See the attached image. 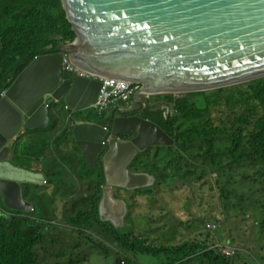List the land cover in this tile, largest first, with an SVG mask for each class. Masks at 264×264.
Returning <instances> with one entry per match:
<instances>
[{
    "label": "water",
    "instance_id": "95a60500",
    "mask_svg": "<svg viewBox=\"0 0 264 264\" xmlns=\"http://www.w3.org/2000/svg\"><path fill=\"white\" fill-rule=\"evenodd\" d=\"M63 4L75 40L36 56L0 99V194L11 209L31 210L21 183H43L45 177L10 161V141L22 129L49 126L46 94L65 99L71 115L92 106L103 85L84 77L65 79L63 52L86 71L129 79L154 93L205 90L264 77V0H63ZM71 120L77 142L96 163L107 132L102 125L108 126L110 119L80 124ZM120 134L133 137L118 141ZM174 142L153 121L117 117L104 157L110 184L105 200L120 187L150 183L149 173L132 172L128 166L145 148Z\"/></svg>",
    "mask_w": 264,
    "mask_h": 264
},
{
    "label": "rangeland",
    "instance_id": "374dc122",
    "mask_svg": "<svg viewBox=\"0 0 264 264\" xmlns=\"http://www.w3.org/2000/svg\"><path fill=\"white\" fill-rule=\"evenodd\" d=\"M20 1L22 0H0L2 15H6L4 13L5 8L17 5ZM6 17L8 18L7 15ZM3 20L9 19L3 18ZM46 31L45 35L50 34L49 30ZM10 56V54H0V71L7 67ZM218 88L222 87L206 89V91H209V116L217 124L220 132L209 140L198 143L194 141L190 147L184 149L176 146L171 147V149H162L156 158L154 155L158 148L151 147L141 154L136 164L139 170L152 173L161 169L160 174H169L170 179L175 178L172 184L176 186H167L162 189L158 187L155 191L145 190L141 195L137 190L126 191L128 202L133 201L135 206L137 205L135 209L140 213L133 216V221H127L129 225L118 227V230L133 231L131 226H134L137 228L136 235L147 236L154 244H157L158 240H162L161 246L179 245L185 240L182 236H188V239H192L200 235L199 243L202 244L210 243L211 238L214 237L212 246L216 243V245L223 247L225 242H229L228 244L233 246L217 249V251L229 255L233 263L264 264V160L261 156H257L255 159L248 158L238 161L234 160L232 154L235 152L239 156L242 153L249 154L252 152V136L256 131L257 120L264 113V102L262 100L247 101L243 105H239L236 98L228 96L227 93L221 92ZM170 96L171 99L158 100L156 106L163 109L165 105L166 114L174 117L177 113L175 107L185 98V93L176 92ZM47 97L49 98L50 95ZM60 106H53L51 113H54L57 121H63L67 127L68 118L66 112H63L66 108L64 105L61 108ZM86 114L93 119L99 118L94 109L79 110L76 112L75 118H84ZM241 115H246L250 123L242 129L240 140L234 143V133L239 129V126H233L230 124V120H236ZM65 134H68L66 137L68 143V138L73 137L70 127L69 132L63 135L65 136ZM26 137L28 145L26 144L25 150H23L21 148L23 142L20 143L21 158L18 160L25 167L37 168L41 167L39 159L47 158L44 159L42 166H50L53 159L48 158L45 154L46 145L36 142V137L32 136L31 133H27ZM48 145H50V141H48ZM74 145L76 146L75 142ZM68 146L70 147L69 144ZM77 151L75 150L76 153ZM59 152H61L60 156L64 152L70 156L67 149L60 148ZM167 168L168 170L164 171ZM41 186V184L27 185V196L30 195L31 197L29 193H32L35 200L39 198L41 190L51 189L49 185L47 187ZM149 192L155 193L157 197L152 204ZM2 198L3 196L0 194L1 201H3ZM139 198L145 201L144 206H140L138 203ZM154 199L152 198V200ZM49 203H51L50 199ZM3 204L5 205L4 201ZM80 204L82 205V203ZM34 205L38 209L40 202H35ZM45 207L51 208L46 200L45 205L40 207L41 211ZM4 210L1 204L0 214L4 217H0V229L10 231L20 228L33 233L36 232L35 223H37L39 230H43L54 225H49V222L58 220L50 216L43 217L42 222L35 220L32 217L37 215L36 209L13 218L5 214ZM148 211H161L160 217L155 215L158 216V227L150 226L156 219L150 222L149 216H147L149 214H145ZM165 214H170L174 220L177 214L179 217H185V221L188 222L187 233L179 231L180 236L172 231L174 227L171 225L167 227L170 230L164 232L165 228L161 227L159 222ZM162 223L170 224L171 219L168 218L166 222L163 221ZM81 226L84 228L85 223L81 225L77 221H70L68 222L70 232L65 228L57 230L55 227L49 231L50 236L46 239L42 234L43 242L37 247L39 261L41 263L73 261L74 264H122L121 261L125 260L124 255L121 256L119 253L122 246L107 231L101 230L94 224L92 232L85 229L79 234L77 227ZM94 235L99 241L96 244L92 242L93 238L87 239V237ZM204 253L205 251L202 250L188 252L182 254L180 259L175 256L173 264H213ZM135 263L138 262L135 261L132 264ZM140 264H159V260L157 257L148 255L142 257Z\"/></svg>",
    "mask_w": 264,
    "mask_h": 264
},
{
    "label": "trees",
    "instance_id": "16d2710c",
    "mask_svg": "<svg viewBox=\"0 0 264 264\" xmlns=\"http://www.w3.org/2000/svg\"><path fill=\"white\" fill-rule=\"evenodd\" d=\"M4 13L8 18L6 15L3 16L0 11V54H10L11 56L7 67L0 71V89L10 86L37 55L72 42L77 36L73 24L68 20L63 0H22L17 5L5 8ZM3 18L9 20H3ZM46 30H49L50 34L45 35ZM218 90L236 98L239 105H243L247 101L257 102L262 100L264 102V77L218 88ZM208 92L206 90L184 92L185 98L180 104L177 103V113L174 117H165L163 110H147L144 112V116L156 120L176 139L174 146L181 149L190 147L194 141L198 143L209 140L219 133L220 129L209 116ZM253 111H256V109H253ZM249 123L250 120L246 115H241L236 120H230V124L239 126V129L234 133V143L240 140L242 129L246 128ZM253 134L252 152L249 154L242 153L239 156L233 152L234 160L255 159L257 156H261L264 160V113L257 120L256 131ZM171 147L173 146H158L155 156L157 157L162 149H171ZM99 177L101 182L105 181L103 167L99 170ZM158 178L166 187L174 183V181L167 183L171 178L169 174L158 173ZM173 179L175 178L172 177ZM173 186L176 185L173 184ZM119 195L121 196L122 192H119ZM99 197L100 193L94 195V209L91 213H79L81 216H87L88 219L94 220L98 226L103 223H100L97 215ZM136 206L132 202L131 207L139 212L135 209ZM147 216H149L151 222L156 219L150 226L158 227V216H155V213ZM162 222V220L159 222L161 227L167 228L170 226ZM113 228L112 224L106 223V229L112 230L108 234L122 246L123 253L121 256L124 255L127 264H132L135 261L142 263V257L148 255L157 257L159 264H173L176 257L180 259L182 254L201 250L205 251L204 255H207L213 264H235L229 255L217 251L220 247H212L214 237L211 238L210 243L205 244L199 243L200 235H198L192 239H185L179 245L161 246L162 240H158V243L154 244L149 237L141 234L136 235V229L133 227V231L128 232L122 229L116 231ZM41 238V235L40 237L30 236L21 229L12 231L0 229V264H74L73 261L41 263L36 251L38 242L42 241Z\"/></svg>",
    "mask_w": 264,
    "mask_h": 264
},
{
    "label": "clouds",
    "instance_id": "9594fccd",
    "mask_svg": "<svg viewBox=\"0 0 264 264\" xmlns=\"http://www.w3.org/2000/svg\"><path fill=\"white\" fill-rule=\"evenodd\" d=\"M69 43H71V42H68L66 44H69ZM54 50L45 51V52H52ZM39 55H41V54H39ZM66 58L70 59L69 56L66 54V52H63L62 53V71L64 73L65 79L70 78V79H73L75 81L77 78L84 77V78H88L90 80H100L103 83L102 88L100 90V93L98 95L97 101L92 106H90V107H87V108H84V109H80V110H83V111L85 109H94L96 111V114L99 116V118L98 119H93L88 114H86V116L84 118H75V114L79 110H75L70 115L67 112L68 105L65 102V99H55L52 96V94H46L45 95V101L44 102L49 107V113H50V123H49V126L46 127V128H44V129H38V130H28V131H26V130L22 129L19 134H21L22 132H24V133H31V132L43 131V130L48 129L50 127V124H51V118L57 120L56 117L54 116V113L53 114L51 113V109L53 108V106H57V105L60 106L61 105L60 106V108H61L64 105L66 109L63 110V112L64 113L66 112L65 114L67 115V118H68V126L67 127L68 128L69 127L71 128V131H72V134H73V137H69L68 138V144L74 150H77L78 149V151L79 150H82L83 151L84 156L86 158L85 163L86 164L90 163L92 165V169H93L94 173H97V178H99V179H97V183L95 181H93V193L91 195V202L86 201V200H83L82 202H85L86 203V207H82L81 209H78L77 207H74L73 208L74 210L72 209L71 213H69L67 215V223L70 222V221H74V222L77 221L81 225L83 223H85V227L84 228H82V226L81 227H77V229L79 230V234L81 232H83L85 229L88 230V231H90V232H92L93 229H94V224H95V226L97 225L96 222L94 220L88 219L87 216L84 217V216L79 215V213H81V212H84V213H87V214L88 213H91L93 211V209H94L93 208L94 207V205H93V197H94L95 194L100 193V197H99V200H98V206H97V215L99 216L100 223L101 222H103V223L100 226H98V225L97 226L101 230L107 231L109 233L112 230H110V229L107 230L106 229V223H110V224L113 225V227H114L113 229L116 230V231H118V227H124L125 225L128 224L127 221H129V220H132L133 221V216L139 215V212H136L131 207L133 201L128 202V199L126 197V191L132 192V191L137 190L139 192V195H141V193L145 192V190L146 191H148V190L149 191L150 190L155 191V189L158 188V187H160L161 189L163 187H166V185L162 184L163 182H161L159 180V178H158V173H160V170L161 169H159L158 172H152V173L147 172V171H141V170L138 169V167H137L136 164H137V162L139 160V156L141 154H143L146 150H149L151 147L158 148V146H174L175 143H176V139L168 132L175 139V142H174L173 145L160 144V145L149 146V147L145 148L144 150H142L141 153L139 155H137L134 158V160H132L131 164L128 166V169L130 171H132V172H147V173H149L151 175L150 183H148L147 185H144V186L135 188V189H127V188H124V187H120V188H118L115 191L112 199L105 200V193H104V191H105L106 188H109L110 184H109L108 179H107V174H106L107 172H106L104 157H105L106 153L110 149V141L112 139V127H113L114 121H115V119L117 117L140 116V117H143L146 120L153 121L154 123H157L158 125H160L156 120L145 117L144 116V112L147 111V110H150V111L163 110L165 117H169V116L172 117V115H167L166 114V107L164 105L166 103L163 104L164 105L163 106V109L162 108H159V107L157 108V106H156L157 101L158 100H168V99H171V96L170 95L172 93H176V92H187V91L160 92V93H154L153 92L154 94L152 95V94L148 93V91H146V89H145V86L142 85V84H140V83H137L135 81H132V80H129V79H125V78H120V77H115V76L114 77L113 76H102V75H99V74H96V73H92V72L86 71V70L78 67L72 61L71 62L75 65V67H76L77 70H70L67 67V64L65 62ZM18 76H17V78H18ZM109 79H117L116 81H120L121 83H123L126 86H128V85L131 84L133 89H131V90L130 89L129 90L127 89L128 94H127L126 97L114 98L107 105H105V106H103V107L100 108L99 106H97V103H98L99 97H100V95L102 93V90L105 88L106 81L109 80ZM257 79H259V78H257ZM15 80L12 82V84L15 82ZM241 83H243V82H241ZM10 86L3 87L2 89H0V99L6 94L7 90L10 88ZM228 86H231V85H228ZM224 87H226V86H224ZM3 89H5V91H3ZM120 94H122V92ZM49 95H50V97L48 98L47 96H49ZM142 100H144L146 102V105L145 106L141 102ZM175 109H176V107H175ZM72 118L75 120V122H74L75 124L87 123V122L96 123V122H98V121H100L102 119H105V118H109L110 119V123H109L108 126L106 124L105 125H102V127H104V128L107 129V132H106V137H105V140H104V147L98 153V156L96 157V159H97L96 163H93V160H89L87 158V156H86L87 154L85 153L83 147L81 146L80 143L77 142V140L75 138V135H74L75 125L74 124H71V122H72L71 119ZM66 132H69V131L68 130H63L62 131V134H61L62 140H61L60 135L57 136L56 138H54V137L51 136L50 139H49V141H50V145L49 146H51V148H58L60 141H61V143H62L63 140L67 141L66 140V137L68 136V134H65V136L63 135ZM19 134L13 140H11L10 143L8 144V146L11 148V156H12V158L15 155V153L17 152L16 140L20 137ZM132 137H133V134H120L117 137V139H118V141L119 140L120 141H129V140L132 139ZM36 142H38V141H36ZM74 142H75L76 146L74 145ZM89 142L90 143H93L91 140ZM24 143L27 144V142H24ZM42 143H44V140H42ZM29 145H32V143H29ZM46 148H48L47 145L45 146V153L47 155L48 152H47ZM62 148H64V146ZM23 150H25V147L23 148ZM59 151H60V149H59ZM155 155H154V158H156ZM36 159L38 160V158H36ZM10 161L12 162L11 159H10ZM12 163H14V162H12ZM14 165L20 166V167H24V168L30 169L32 171H35V172L42 173L44 175V177H45V181L43 183H21V185H22L23 198L26 201H28V202H30L32 204V209L31 210H28V211H19V210L11 209V208L5 206L3 204V201H1V199H0V205L3 204L6 207L5 208L2 205L4 207V209H5L3 212L5 214H8L10 216V218H13L14 216H19L20 217V216H22L21 214H24V212L33 211V210L36 209V212L35 213L37 215L36 216H33L32 218H35V220H37V221H41L42 220L41 218L42 217H47L48 215H46V214L49 213V212H47L44 208L41 211V208H40L41 205L39 206L38 209L35 207L34 203L35 202H41V199L36 198L34 200V198L32 197V193H29V194H31V197H30V195L27 196V192H28L27 185H30V184H41L42 185L41 187H43L44 184L47 183L46 174L42 170L35 169V167L28 168V167L23 166L20 163L19 164H15L14 163ZM101 167H103L104 176H105V181H103V182L100 181V177H99V170H100ZM165 170L167 171L168 168L165 169ZM93 178H96V177L94 176ZM158 180H159V182H158ZM173 180L170 179V180H168L167 183H170ZM159 183L161 185H157ZM25 186H26V188H25ZM169 186H173V184H171ZM120 190H123V192H122V195L121 196L120 195L118 196V193L120 192ZM41 192H43V190H41ZM41 192H40V195H41ZM149 194H150V197H151V204H152V202H155L156 201L157 197H156L155 193H153V192H149ZM152 196L155 197L154 200H152V198H153ZM144 197H146V196H144ZM2 200H3V198H2ZM118 201L124 202V204H122V203H120ZM144 202L145 201L142 198H139L138 203L140 204V206H144ZM78 203H80V202H78ZM49 206H51L50 203H49ZM103 206L105 207V209H106V211L108 213H110V214L114 213V214L117 215V217L120 220L119 224H117L114 219L104 218L103 215H101V209H102ZM185 207H187V204H185ZM43 211H45V212H43ZM151 213H155V215H158L159 217L161 216V211H148V212H145V214H151ZM0 216H3L4 217V215H2V214H0ZM50 217H52V216H50ZM168 218L171 219V223L169 225H171V226L174 227V230H172V231L176 232V234H179V235H180V232L179 231H182L184 233H187V231H188L187 230L188 222L185 221V217H182V216L179 217L178 214H177L176 219L174 220V218L170 214H165L163 216V219L162 220L164 222H166V220ZM58 221L59 220H53L52 222H49V225H51V224H54V225L48 226L46 229H43V230H39L38 227H37V223H35L36 224V227H35L36 232H33V233H29V232H27L26 230H23V229H21V230L25 231L30 236H38V237H40V235L44 234L45 239H46V237H49L50 236L49 235L50 234L49 231L50 230H53L55 227H56L57 230H59L60 228H65V229L68 230V232H70L69 229H68V225H64V226L60 227L59 224H58ZM87 221H88V223H87ZM150 222H151V220H150ZM165 224H168V223H165ZM131 227H133L137 231V228L136 227H134V226H131ZM16 229H20V228H16ZM168 230H170V229L165 228L164 229V232H166ZM182 237L185 238V239H188V236H186V237L182 236ZM87 239H89V240L92 239V242L95 243V244L99 242L97 240V238H96L95 235L94 236H91V237H87ZM42 242H43V240L40 241V242H38V244L36 246V251H37L38 245L41 244ZM225 244L222 247L221 245H216V243H215V245L212 246V247H220L221 249L222 248L224 249V248H227V247H233L232 245H230L228 243H225ZM119 253L122 254L123 253L122 250H120ZM227 254H229V253H227ZM57 262H59V261H57ZM122 264H127V263L125 262V260H123L122 261ZM135 264H140V263H135Z\"/></svg>",
    "mask_w": 264,
    "mask_h": 264
},
{
    "label": "crops",
    "instance_id": "0c3cea01",
    "mask_svg": "<svg viewBox=\"0 0 264 264\" xmlns=\"http://www.w3.org/2000/svg\"><path fill=\"white\" fill-rule=\"evenodd\" d=\"M63 130L69 131V128L63 124V121H57L51 118V124L48 129L31 132L32 136L36 137L38 143H42V140H44V145L48 146V148H46L48 158L53 159V163L46 167L42 166V163L44 159L47 158H40L39 162L41 163V167L35 169L42 170L46 174L47 183L44 184L43 187H47L48 185L51 187V189H45L41 192L39 197V199H41L40 205H45L46 200L49 206V199L51 200V208L45 207L44 209L49 212L47 213L48 216L55 217L59 220L58 224L60 227L68 225L67 215L71 213L74 207L78 209L86 207V203L82 202L83 200L91 202L93 181L97 183V173H94L90 163H85L86 158L82 150L76 153L73 148L68 146L65 140H63L62 143L61 141L59 142L58 148H51V146L48 145L50 137L56 138L59 135L61 137ZM19 136L20 137L16 140L17 152L13 158L12 156L10 158L15 164H22L18 160L21 158L19 145L23 142V144L21 143V148L23 149L26 147L24 142L27 141V133L22 132ZM63 146H65L64 148L67 149L71 157L66 155L65 152L60 156L61 152H59V149ZM64 148L63 150H66ZM94 176L96 178H93ZM78 202L82 203V205ZM41 219H43V217Z\"/></svg>",
    "mask_w": 264,
    "mask_h": 264
},
{
    "label": "built area",
    "instance_id": "2783aa9c",
    "mask_svg": "<svg viewBox=\"0 0 264 264\" xmlns=\"http://www.w3.org/2000/svg\"><path fill=\"white\" fill-rule=\"evenodd\" d=\"M67 67L70 70H77L75 65L71 62L70 59L66 58L65 60ZM117 79L107 80L105 84V88L102 90V93L99 97L97 106L100 108L107 105L109 102H111L114 98L118 97H126L128 92L127 89L131 90L132 85H124L120 81H116ZM122 92V94H120Z\"/></svg>",
    "mask_w": 264,
    "mask_h": 264
},
{
    "label": "bare ground",
    "instance_id": "6f19581e",
    "mask_svg": "<svg viewBox=\"0 0 264 264\" xmlns=\"http://www.w3.org/2000/svg\"><path fill=\"white\" fill-rule=\"evenodd\" d=\"M109 80H112V79H109ZM148 93H150L152 95L154 94L152 91H148ZM101 215H103L104 218L114 219L117 224H119V222H120L117 215L114 213H112V214L108 213L104 206L101 209Z\"/></svg>",
    "mask_w": 264,
    "mask_h": 264
}]
</instances>
